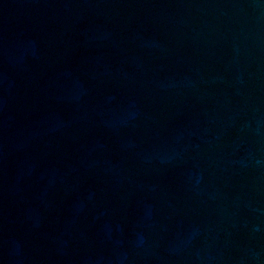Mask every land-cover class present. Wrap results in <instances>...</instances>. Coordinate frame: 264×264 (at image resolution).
I'll list each match as a JSON object with an SVG mask.
<instances>
[{"label": "water", "instance_id": "1", "mask_svg": "<svg viewBox=\"0 0 264 264\" xmlns=\"http://www.w3.org/2000/svg\"><path fill=\"white\" fill-rule=\"evenodd\" d=\"M0 264H264V0H0Z\"/></svg>", "mask_w": 264, "mask_h": 264}]
</instances>
